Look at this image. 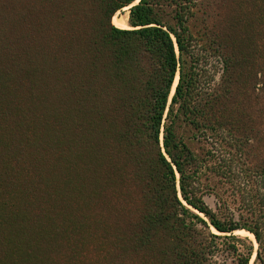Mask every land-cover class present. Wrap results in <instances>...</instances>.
Returning a JSON list of instances; mask_svg holds the SVG:
<instances>
[{
	"label": "trees",
	"instance_id": "obj_1",
	"mask_svg": "<svg viewBox=\"0 0 264 264\" xmlns=\"http://www.w3.org/2000/svg\"><path fill=\"white\" fill-rule=\"evenodd\" d=\"M203 1L78 0L81 10H65L57 27L48 12L43 20L52 75L35 58V67L16 59L18 70L25 80L45 77L76 106L77 156L93 172V199L105 209L114 196L142 203L140 247L157 245L169 264H218L220 253L250 264L253 244L235 235L246 230L258 244L255 263L264 264V160L250 159L264 142V0L237 19L225 16L221 27L208 14L211 24L200 28ZM125 8L128 29L112 22ZM3 69L0 124L11 108ZM238 184L254 188L243 226L221 221L205 200L226 205L225 188ZM6 247L0 242V264Z\"/></svg>",
	"mask_w": 264,
	"mask_h": 264
},
{
	"label": "rangeland",
	"instance_id": "obj_2",
	"mask_svg": "<svg viewBox=\"0 0 264 264\" xmlns=\"http://www.w3.org/2000/svg\"><path fill=\"white\" fill-rule=\"evenodd\" d=\"M254 5H258L255 0H204L196 25L203 27L210 14L212 23L221 27L225 16L233 14L237 19L244 9L250 12L249 6ZM77 9L81 10L78 0H0V63L2 69L6 67L1 74L6 78L1 91L11 107L0 127V242L7 243L9 254L3 263L169 264L160 256L157 245H138L142 224L135 211L142 209V203L128 204L114 196L105 209L100 198L93 199V172L82 167L77 156L76 106L63 101L59 87L58 97L53 85L45 86L49 83H45V77H20L16 59L31 58L35 67V58L40 61L39 70L50 74L51 64L43 60L51 47L50 29L43 22L47 12L57 27L61 13L66 10L72 15ZM129 9L115 15L128 26ZM248 14L242 18H249ZM209 23L208 20L206 24ZM51 78L53 81L54 75ZM254 152L251 151V160H264V142ZM253 189L243 184L227 186L226 205L218 203L214 196L205 200L221 221L243 226L252 219L248 201ZM122 190L124 194L136 193L135 189ZM191 210L208 221L203 214ZM239 231L254 235L246 230L235 231L236 236L253 244L250 264H256L255 237ZM211 232L226 236L213 227ZM216 260L218 264H234L225 253Z\"/></svg>",
	"mask_w": 264,
	"mask_h": 264
},
{
	"label": "bare ground",
	"instance_id": "obj_3",
	"mask_svg": "<svg viewBox=\"0 0 264 264\" xmlns=\"http://www.w3.org/2000/svg\"><path fill=\"white\" fill-rule=\"evenodd\" d=\"M126 9H128V8H125L124 10H126ZM113 23L115 24V26H117V27H119V28H122V29H128L129 28V26H128V24H126L125 22H123V21H119L116 17L114 18V20H113ZM237 233H240V234H243V235H248L250 238H254L252 235H250L249 233H247V232H243V231H239V232H237Z\"/></svg>",
	"mask_w": 264,
	"mask_h": 264
},
{
	"label": "water",
	"instance_id": "obj_4",
	"mask_svg": "<svg viewBox=\"0 0 264 264\" xmlns=\"http://www.w3.org/2000/svg\"><path fill=\"white\" fill-rule=\"evenodd\" d=\"M131 8V7H130Z\"/></svg>",
	"mask_w": 264,
	"mask_h": 264
}]
</instances>
